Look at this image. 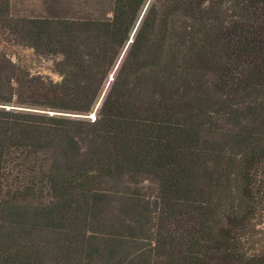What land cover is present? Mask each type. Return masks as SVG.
I'll list each match as a JSON object with an SVG mask.
<instances>
[{"label": "trees", "instance_id": "trees-1", "mask_svg": "<svg viewBox=\"0 0 264 264\" xmlns=\"http://www.w3.org/2000/svg\"><path fill=\"white\" fill-rule=\"evenodd\" d=\"M62 1L0 0V264H264V0Z\"/></svg>", "mask_w": 264, "mask_h": 264}, {"label": "rangeland", "instance_id": "rangeland-1", "mask_svg": "<svg viewBox=\"0 0 264 264\" xmlns=\"http://www.w3.org/2000/svg\"><path fill=\"white\" fill-rule=\"evenodd\" d=\"M49 0H9V12L12 16L18 18H29V17H36V16H43L45 14V4ZM83 0H63L62 3H71L77 4L78 2ZM88 3V8H100L99 5H96V0H84ZM102 8L105 10L106 3L109 0H102ZM149 1V0H148ZM147 2L144 4L140 15L130 33L129 40L132 39L134 30L136 29L143 11L145 10ZM89 9V10H90ZM128 40V41H129ZM129 43H126L123 49L121 50L118 59L115 63L114 69L117 67L121 58L125 52V49ZM0 53L8 59L11 63L21 67L25 71L29 73V75H38L41 77L49 78L53 81L57 80V76L52 72V61L49 58L40 57L38 55L33 54L32 50L29 48H24L21 46L10 45L6 43L5 40H2L0 37ZM113 73V71H112ZM112 73L109 75L111 76ZM108 79L105 82L102 90L89 114H94L98 108V105L103 98V95L108 87ZM142 193L147 196H151L153 193V186L148 183H142L138 186Z\"/></svg>", "mask_w": 264, "mask_h": 264}, {"label": "water", "instance_id": "water-1", "mask_svg": "<svg viewBox=\"0 0 264 264\" xmlns=\"http://www.w3.org/2000/svg\"><path fill=\"white\" fill-rule=\"evenodd\" d=\"M131 40H129L127 43H130ZM112 75L108 77V81H111ZM65 116H72V117H77V118H89V119H94V114H87V115H80V114H72V113H57Z\"/></svg>", "mask_w": 264, "mask_h": 264}]
</instances>
